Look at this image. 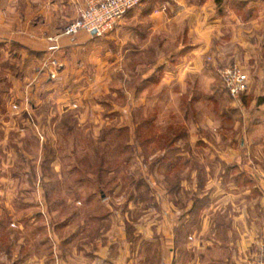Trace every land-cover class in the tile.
I'll return each mask as SVG.
<instances>
[{"label": "rangeland", "instance_id": "374dc122", "mask_svg": "<svg viewBox=\"0 0 264 264\" xmlns=\"http://www.w3.org/2000/svg\"><path fill=\"white\" fill-rule=\"evenodd\" d=\"M170 1L149 0L120 20L117 40L103 42V51L110 54L107 60L119 58L117 68L108 69L113 80L91 91L84 102L73 101L64 109L46 90L45 82L36 86L33 78L23 74L13 47H0V56L4 55L0 57V152H10L7 165L22 170L17 181L39 184L38 194L22 188L16 205L27 239L39 256L52 252L53 264L62 260L81 264L77 251L82 243H93L110 230L111 213H126L130 199L141 200L136 214L146 215L150 209L153 222L158 211L152 202L161 197L157 169L172 168L170 180H165L170 183L194 177L205 183L212 176L228 181L235 175L223 172L227 164L218 156L233 137L223 115L227 117L226 107L234 98L216 67L238 62L213 66V55L204 54L202 67L190 81L185 78L183 87L175 72L189 67L177 68L178 58L195 35L188 29L189 14L177 19L175 1ZM163 71L171 74L157 84ZM137 87L141 90L134 94ZM169 132L186 136L178 147H166L168 154L158 164L162 153L158 150L164 146L157 134ZM224 134L228 139L221 138ZM18 145L25 153H14ZM242 179L248 182V176ZM28 213L34 221H27ZM9 225L0 222V230L18 229ZM30 232L36 237H30Z\"/></svg>", "mask_w": 264, "mask_h": 264}, {"label": "crops", "instance_id": "0c3cea01", "mask_svg": "<svg viewBox=\"0 0 264 264\" xmlns=\"http://www.w3.org/2000/svg\"><path fill=\"white\" fill-rule=\"evenodd\" d=\"M174 1L175 17L182 20L189 14L188 29L195 35L178 58L177 68L189 67L175 72L183 87L185 78L189 80L202 67L204 54L208 58L213 55V66L238 62L247 71V90L240 99L228 103L227 117L223 115L230 123L227 131H233V137L222 135L229 144L218 153L227 164L223 172L235 175L228 181L212 176L201 183L193 172L190 181L170 183L165 180H170L172 168L157 169L161 197L152 202L158 211L156 219L150 221L153 215L147 207L146 215H137L135 210L143 202L130 199L126 213H111L110 230L93 243H82V249L77 251L81 264H247L258 245L264 243V0ZM83 2L0 0V47H13L22 62L23 74L33 78L36 86L45 82L46 90L62 109L73 101L84 102L91 91L109 85L113 80L110 68L116 69L120 64L117 55L113 61L107 60L110 54L103 51V42L105 38L117 40L121 21L110 36L96 37L80 31L62 37L58 57L64 65L58 78L50 80L41 70L50 44L47 37L61 33L76 18L77 7ZM170 74L163 71L157 84L166 81ZM184 75L187 77L182 80ZM195 83L187 87V93L192 92ZM140 87L134 94H138ZM185 136L177 135L173 146L178 147ZM14 150L24 151L19 145ZM158 151H162L159 164L168 153ZM0 153V222L7 221L9 226L18 228L9 233L0 230V264H53L52 252L39 256L27 239L16 205L17 193L22 188L38 194L39 184L17 181L22 170L7 165L6 154L10 152ZM34 170L36 174V167ZM244 175L248 182L240 180ZM148 182L152 186L153 182ZM118 187L115 185V190ZM26 217L27 221H34L29 213ZM28 234L36 237L32 232ZM55 257L59 255L56 253Z\"/></svg>", "mask_w": 264, "mask_h": 264}, {"label": "built area", "instance_id": "2783aa9c", "mask_svg": "<svg viewBox=\"0 0 264 264\" xmlns=\"http://www.w3.org/2000/svg\"><path fill=\"white\" fill-rule=\"evenodd\" d=\"M144 1L84 0L83 4L77 7L76 18L61 33L47 37L50 44L45 56L42 58L41 70L47 73L50 80L57 79L64 65L58 57L62 37L74 36L80 31H86L92 36L101 37L113 30L126 13L138 7ZM216 71L232 98L239 99L247 90V74L239 63L217 66ZM247 264H264V243L258 245L256 253L249 259Z\"/></svg>", "mask_w": 264, "mask_h": 264}, {"label": "trees", "instance_id": "16d2710c", "mask_svg": "<svg viewBox=\"0 0 264 264\" xmlns=\"http://www.w3.org/2000/svg\"><path fill=\"white\" fill-rule=\"evenodd\" d=\"M147 1H149V0H145L143 3H146ZM142 3V4H143ZM141 4V5H142ZM131 11V10H130ZM127 14V13H126ZM177 136V135H176ZM176 136H173V133L171 134L170 132L168 133V134H166V136H163V135H161L160 136V134L158 135L157 134V137H159V138H157L158 140H159V144H162V146H164V147H162L164 150H166V147H169V146H171V145H173V144H175V141H176V139H175V137ZM167 142V143H166ZM166 143V144H165ZM101 172H103V169H101ZM101 175V174H100ZM143 179H141V184H142V182H144V181H142Z\"/></svg>", "mask_w": 264, "mask_h": 264}]
</instances>
